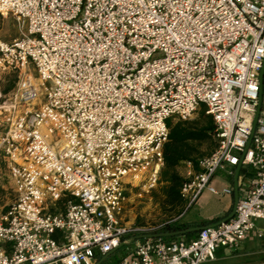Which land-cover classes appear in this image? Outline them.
I'll use <instances>...</instances> for the list:
<instances>
[{
  "label": "built area",
  "instance_id": "built-area-1",
  "mask_svg": "<svg viewBox=\"0 0 264 264\" xmlns=\"http://www.w3.org/2000/svg\"><path fill=\"white\" fill-rule=\"evenodd\" d=\"M0 15L21 31L0 39V73L19 78L0 103V188L14 193L0 264H102L123 246L111 264H201L256 231L264 0H0ZM202 106L217 145L184 163L186 209L233 193L214 183L228 166L246 192L232 218L192 239L151 237L124 220L129 195L160 180L169 122Z\"/></svg>",
  "mask_w": 264,
  "mask_h": 264
},
{
  "label": "trees",
  "instance_id": "trees-1",
  "mask_svg": "<svg viewBox=\"0 0 264 264\" xmlns=\"http://www.w3.org/2000/svg\"><path fill=\"white\" fill-rule=\"evenodd\" d=\"M11 87L6 88L5 93L9 92ZM170 136L168 142L164 146V166L162 176L167 182L164 192L165 208L172 214L182 217L186 215L192 207L186 209V201L181 193L183 183V175L179 171V167L187 161L196 163L197 158L204 155L202 147L205 144L217 145V141L213 138V130L215 128L214 119L207 115H200L197 120H178L169 122ZM216 147V146H215ZM229 215V214H228ZM227 215V216H228ZM178 217V218H179ZM174 219L167 222L163 228L158 231L160 234L174 233L191 227H204L214 223H219L223 218H216L211 221H201L186 223ZM198 231L188 232L184 235H166V240H173L178 237L192 239Z\"/></svg>",
  "mask_w": 264,
  "mask_h": 264
},
{
  "label": "rangeland",
  "instance_id": "rangeland-1",
  "mask_svg": "<svg viewBox=\"0 0 264 264\" xmlns=\"http://www.w3.org/2000/svg\"><path fill=\"white\" fill-rule=\"evenodd\" d=\"M21 35L20 26L15 17L12 15L3 17L0 15V39L4 41H12ZM19 78L18 74L14 72L0 73V90L1 99L0 103H3L5 99L10 98L12 90L18 86ZM14 85L9 92L5 93V89ZM205 114V107L202 106L199 115L195 116L193 120H197L200 115ZM175 122V120H174ZM180 173H184V168L179 167ZM167 182L163 178L162 174L157 185L149 192L135 190L129 196V200L126 203L124 210V220L130 224H136L138 226H146L153 229L151 233H158L163 226L179 217L170 213L164 205V188ZM14 193L11 189L0 188V216L5 209L13 202ZM186 215L179 217V221H184ZM126 246L121 247L117 251L108 255L102 262V264H111L126 254ZM249 259L245 254H235L234 256L223 260H207L201 264H243Z\"/></svg>",
  "mask_w": 264,
  "mask_h": 264
},
{
  "label": "crops",
  "instance_id": "crops-1",
  "mask_svg": "<svg viewBox=\"0 0 264 264\" xmlns=\"http://www.w3.org/2000/svg\"><path fill=\"white\" fill-rule=\"evenodd\" d=\"M261 107L264 108V89L262 92ZM197 115H199V113ZM172 122H174V120H172ZM215 146V143L205 144L201 149L204 152V155H207L214 150ZM181 167H183L185 170V164H182ZM232 171H234L233 174H231ZM241 171L242 169L240 166L235 168L228 166L226 169L219 171L214 178L215 185L220 188L224 186H231L234 189L233 193L223 196H214L208 192H205L192 206L191 210L186 214L183 222L195 223L201 221H211L216 218H223L221 221L226 219L232 213L235 207L236 192L238 193L239 198H241L246 192V187L241 183L242 179L240 178L239 174ZM181 174L183 175L184 173ZM258 229L263 231L262 238L257 236ZM240 253H243L245 256L249 257V259L243 264L264 263V221H256V231L250 234L248 239L241 245L239 249L232 251L227 248H220L217 252L215 260H225L234 256L235 254Z\"/></svg>",
  "mask_w": 264,
  "mask_h": 264
},
{
  "label": "water",
  "instance_id": "water-1",
  "mask_svg": "<svg viewBox=\"0 0 264 264\" xmlns=\"http://www.w3.org/2000/svg\"><path fill=\"white\" fill-rule=\"evenodd\" d=\"M261 83H263V79H264V68L262 69V72H261ZM261 102H262V95L260 97V106L258 108V114L261 110ZM239 201V196H238V193L236 192V202H235V207L232 211V213L226 218L224 219L223 221L225 220H228L230 218H232L234 215H235V212H236V206H237V203ZM201 228L203 227H191V228H188V229H185V230H181V231H177V232H174V233H167V234H160V233H156V234H152V235H149L151 237H157V236H166V235H175V236H180V235H184L188 232H195V231H199Z\"/></svg>",
  "mask_w": 264,
  "mask_h": 264
}]
</instances>
